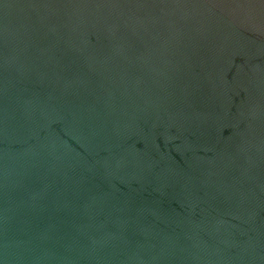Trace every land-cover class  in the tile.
Wrapping results in <instances>:
<instances>
[{
	"label": "water",
	"instance_id": "obj_1",
	"mask_svg": "<svg viewBox=\"0 0 264 264\" xmlns=\"http://www.w3.org/2000/svg\"><path fill=\"white\" fill-rule=\"evenodd\" d=\"M0 264H264V0H0Z\"/></svg>",
	"mask_w": 264,
	"mask_h": 264
}]
</instances>
